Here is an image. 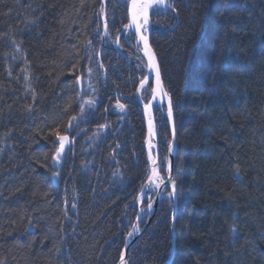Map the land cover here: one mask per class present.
<instances>
[{
	"label": "trees",
	"instance_id": "16d2710c",
	"mask_svg": "<svg viewBox=\"0 0 264 264\" xmlns=\"http://www.w3.org/2000/svg\"><path fill=\"white\" fill-rule=\"evenodd\" d=\"M128 1L106 0L112 42ZM102 10V0H0V264L119 261L149 174L135 98L145 69L102 47ZM149 41L173 105L177 210L172 225V200L160 203L128 264H264V0H174L153 10ZM88 99L96 105L65 133ZM154 116L163 173L170 133ZM57 129L73 140L59 167Z\"/></svg>",
	"mask_w": 264,
	"mask_h": 264
},
{
	"label": "snow or ice",
	"instance_id": "6c2138e0",
	"mask_svg": "<svg viewBox=\"0 0 264 264\" xmlns=\"http://www.w3.org/2000/svg\"><path fill=\"white\" fill-rule=\"evenodd\" d=\"M164 0H131V3L129 5V23L123 25V28L125 30H130L133 27L135 28V32L139 37V40L144 41L145 44V54L148 56L149 59V68L154 69L156 72L155 76V85L151 88L152 92V97L153 100H155L156 96L159 94L161 96H167L168 93L165 92L162 88L161 85V80H160V73L159 69L156 66L155 63V58L151 54V49L148 46V40L147 37L142 35L144 31H147V26H148V18H149V9L158 6V5H163ZM167 7V5H165ZM174 10V9H173ZM103 11V10H102ZM109 35V29H108V24L107 22L105 23L104 26V33L103 36L107 37ZM87 44H91V41H87ZM117 43H119V36L117 37ZM91 59V56H89ZM102 66V65H101ZM76 69V66H73V70ZM92 69L89 68L88 72L91 73ZM9 75H11V72H9ZM25 81H28L29 77L28 75H25L24 77ZM150 79V74L148 76H145L143 80L140 81V86L137 88V92H140L142 89L146 87V82H148ZM76 82L81 83L82 82V77L81 76H76ZM27 88L32 91L33 94V99H36V92L34 89H32L31 84H27ZM78 95H81V93H78ZM153 100H149L148 104L145 105V110L147 111L149 106L153 103ZM96 101L94 99H88L84 101L83 103L80 104V113L78 115H72L69 117L68 124L66 128L64 129L65 133H67L69 130L73 129L76 127V122L78 119L82 120L84 117V112H85V105H87L89 108H92L96 105ZM29 111L32 110L33 105H27L26 106ZM70 105H65L64 111H68ZM116 109H119L121 112L125 111V105L120 103L119 100H117L115 106ZM107 111V109H106ZM173 117V105L171 100L169 99V105H168V118L171 121ZM108 127V124H100L97 128V132L94 135H99L101 131L106 129ZM55 138L56 142H58V147L55 148V152L52 156V161L53 165L56 167H59L61 161L64 159V153H65V147L66 145H69L73 142L72 139L67 134H61V132L57 129L54 130L52 133ZM149 135H152V121L151 119L149 120ZM74 139V138H73ZM118 147V145H117ZM153 145L149 142V149ZM173 146L172 143H169V152H172ZM149 160L153 167L150 170V173L147 175V182L146 184L142 185L141 187V196L137 197V200H142L144 197L147 196V193L149 191H153L154 189L160 188L161 184H164V179L160 176V170L155 166L156 165V160L151 157V154L149 155ZM238 171V170H237ZM54 177L59 176V172L53 174ZM119 175V171L116 170L113 172V176L117 177ZM169 183H172L173 185V192L169 193V197H171L175 191V184L174 181L171 180L169 177ZM75 207V205H73ZM152 204H148V208L151 209ZM143 211V209H142ZM138 219L141 217L138 214ZM139 231V228L136 225H133V230L128 233V236L131 237L133 236L136 232ZM233 236L235 237L238 234V229L233 228L232 229ZM119 264H128V262L125 259V253L124 251L121 252L120 254V260Z\"/></svg>",
	"mask_w": 264,
	"mask_h": 264
},
{
	"label": "water",
	"instance_id": "95a60500",
	"mask_svg": "<svg viewBox=\"0 0 264 264\" xmlns=\"http://www.w3.org/2000/svg\"><path fill=\"white\" fill-rule=\"evenodd\" d=\"M168 1L169 0H164V4L163 5H158V7L166 8L165 5H167V7H168ZM102 2L104 4V6H105V10L104 11L106 12V3H105V0H102ZM130 3H131V1H130ZM130 3H129V5H130ZM128 14H129V7H128ZM104 26H105V23H104L103 27ZM132 29L135 32V28L133 27ZM135 34H136V32H135ZM142 35H143V33H142ZM137 40H138V42L140 43V45L142 47V50H143V53H144V56H145L146 60L149 61L148 56L145 54V44H144V41L139 40L138 35H137ZM148 46L151 49L152 56L155 58L156 66L159 69L158 63H157V60H156V57L154 55V52H153V50H152L149 42H148ZM150 73H151V76H152V79H153L152 86H154L155 85L156 72H155L154 69H151V72ZM160 80H161L162 88L166 92V90L164 88V85H163V82H162L161 74H160ZM169 99L170 98H169L168 95L167 96H161V95L158 94L156 96L155 100H153V97L151 96L150 100H153V103L149 106L148 110L146 111L145 110V107H143V113H144V116L146 118V132H147V141H148V143H149L150 137L153 138V146H154V149H155V160L157 162L155 166L158 168V158H159V155L158 154L159 153H158V149H157V141H156V139L154 137L155 135H154V132H153V126H152V135L151 136L149 135V121H148V120H150L149 116L151 115V121H152V125H153V113H152V109H153L154 102H157L158 104H160L161 102H163L165 104V107H166V110H167L166 111V117H167L168 124H169V132H170V139H171L170 142L172 143L173 150H172V152H169V149H168L167 167H166V170L168 172V176L166 177L167 180L164 182V184H161L160 185V188L155 189L156 190V195H155L154 199L151 202L152 207H151V209H149V208L147 209V212L149 213V217H148V220H147V223H146L145 228L143 230H141V231L136 232L133 236H131V239L124 245V247L122 249V251H124V253H125V259H126V261H127V257H128L129 251L139 241V239L142 236V233L146 229L147 225L150 224L152 222V220L154 219L155 214H156V211H157V208H158V205H159V203L161 201V193H162V190L164 188H166L167 186H169L170 187V193L173 192V185H172V183H169V177L171 178L172 181H174V159H175V152H176V148H177V142H176V137H175L174 118L172 117V120L171 121L168 118ZM148 146H149V144H147V147ZM152 167H153V165H151V168ZM151 168H150V170H151ZM174 184H175V181H174ZM171 198H172V202H173V207H172V220H171V223L173 225L174 219H175V216H176V210H177L176 184H175V191H174L173 195L171 196ZM140 210H141V206L139 207V213H140ZM118 264H119V261H118Z\"/></svg>",
	"mask_w": 264,
	"mask_h": 264
},
{
	"label": "bare ground",
	"instance_id": "6f19581e",
	"mask_svg": "<svg viewBox=\"0 0 264 264\" xmlns=\"http://www.w3.org/2000/svg\"><path fill=\"white\" fill-rule=\"evenodd\" d=\"M153 10H154V8H151L149 10V13H152ZM127 19L129 21V16L128 15H127ZM106 22H107V18H106V20L101 22V25H102V35H101L102 47L107 46V43H109L111 45L112 50H114L115 52L118 53L117 54L118 55V59H122L126 64H131V63H133V62H135L136 60H139V59L140 60H144L145 59V56H144L142 48L138 46L139 42L137 40V35L133 31V29L125 30L123 27L120 29L118 36H119V38H122L125 41V47H124L121 44L118 45L115 42H112V41H110V39H108V38L103 36V33H104L103 25ZM114 60L117 61V63H119V60H117L115 57H114ZM138 108L140 110V113H141V116H142L144 122L146 123V118H145L144 113H143V108H141V106H139ZM153 122H155V116H153ZM176 150H177V148H176ZM175 154H176V152H175ZM146 157H147L148 163H150L149 153L146 154ZM166 180H167V178L164 179V182ZM144 184H146V181L144 182ZM155 195H156V192H153L152 195H151L152 198H151V200L149 202H145L142 199L140 201V203H137V197L141 196V189H140V191L137 192V194L132 198V199H134V201L136 200L135 204H139V205L137 206V205L134 204V201L132 202V205L137 207V212H136L135 215H133L131 220L128 219V223H129L128 224V226H129L128 233L133 230V225H136L139 228V231H141V230H143L145 228L147 220H148V217H149V213L147 212L148 204L152 202V200L154 199ZM140 206H141V210H140V213H139V207ZM142 209H143V211H142ZM64 213L66 214V213H68V211L64 209ZM138 214L141 217L140 219L137 218ZM171 217H172V212H171ZM149 225L150 224H148L147 227ZM147 227H146V229H147ZM128 233L125 236L126 239H125L124 245L131 238V237L128 236ZM174 237H175L174 230H173V228H171V238H174ZM172 253H173V248H172Z\"/></svg>",
	"mask_w": 264,
	"mask_h": 264
},
{
	"label": "rangeland",
	"instance_id": "374dc122",
	"mask_svg": "<svg viewBox=\"0 0 264 264\" xmlns=\"http://www.w3.org/2000/svg\"><path fill=\"white\" fill-rule=\"evenodd\" d=\"M67 146V145H66ZM67 148L65 147V150H66ZM151 154V157L153 158L154 157V154L152 153V150H149V155ZM140 201L141 200H137V203H140ZM137 206L139 205V204H136ZM170 260V259H169Z\"/></svg>",
	"mask_w": 264,
	"mask_h": 264
}]
</instances>
